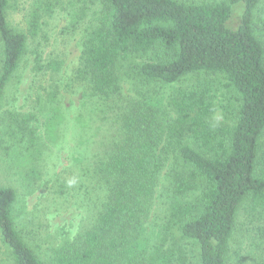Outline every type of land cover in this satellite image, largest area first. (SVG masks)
<instances>
[{
  "label": "trees",
  "instance_id": "trees-1",
  "mask_svg": "<svg viewBox=\"0 0 264 264\" xmlns=\"http://www.w3.org/2000/svg\"><path fill=\"white\" fill-rule=\"evenodd\" d=\"M98 1L99 9L93 12L96 25L85 37L77 76L86 83L111 135L89 163L80 167L82 179L89 183L85 188L95 192V202L90 200L94 221L82 233L52 247V262L185 264L180 243L189 241L198 246L201 264H228L243 202L250 197L254 209L264 213V149L260 143L264 133V45L253 27L262 0L201 4ZM16 3L0 0V103L28 45L27 34L9 22L8 11ZM234 6L243 8L237 28L229 26ZM84 13L81 9V15ZM32 16L29 27L35 34L40 16ZM145 56L151 61L134 62ZM122 67L139 81L163 85L196 74L224 76L240 98L235 125H219L213 119L215 108L205 84L180 90L167 106L143 94L123 103V96L118 95ZM58 111L54 124L62 118ZM8 117L1 148L18 162L22 160L17 166L24 169L19 172L33 185L40 177L37 166L42 157L34 117L18 113ZM53 129V125L47 126L49 138L54 140ZM20 153L24 156L19 157ZM173 155L194 170L173 176L176 199L169 223L176 232L172 247L166 248V239L150 246L146 233L155 189ZM198 178L203 182L200 195L195 201L181 202L196 187ZM17 200L16 189L0 183V240L5 253L12 264H47L36 252L40 249L36 233L27 226L18 229L13 215ZM256 252L252 264H264V242Z\"/></svg>",
  "mask_w": 264,
  "mask_h": 264
},
{
  "label": "rangeland",
  "instance_id": "rangeland-1",
  "mask_svg": "<svg viewBox=\"0 0 264 264\" xmlns=\"http://www.w3.org/2000/svg\"><path fill=\"white\" fill-rule=\"evenodd\" d=\"M84 1L48 0L49 4L46 0H17L8 11L10 25L27 34L28 45L0 103V183L16 189L18 200L13 215L18 229L27 226L36 233V241L40 245L36 252L47 264H53L52 247L82 233L94 221V207L90 200L95 202V192L93 188H85V184L89 186V183L82 179L80 167L83 162L89 163L99 152L101 143L111 135V128L106 126L104 115L97 112L101 110L91 100L86 83L77 76L85 37L96 25L93 12L99 9L98 0H87L86 4ZM179 1L189 4L227 2ZM263 5L264 0L254 13L253 27L255 35L264 45ZM81 9L85 10L84 15H81ZM242 11L241 6L233 7L229 21L231 28L240 25ZM33 14L40 16L35 34L30 33L29 27ZM1 56L0 46V63ZM150 61V57L145 56L134 62L144 64ZM128 73L127 67L121 68V91L118 95L123 96V103L143 94L167 106L171 96L180 90L205 84L208 87V100L215 108L213 119L217 124L229 127L236 123L240 98L220 74H196L176 84L163 85L139 81ZM55 110L62 115L58 124L52 121ZM9 113L22 116L31 114L34 117L32 124L39 137L42 157L37 166L40 177L33 185L20 173L24 167L19 168L17 164L22 160L18 162L12 153L8 156L1 148L5 146L2 141ZM110 118H114V115ZM50 125L54 128L51 132L55 135L54 140L53 137L49 138L47 131ZM189 143L196 146L190 139ZM260 143L263 151L264 133ZM18 156L24 155L20 153ZM193 170L178 155L171 156L167 162L155 189L147 225L146 239L150 246L166 239V248L172 247L175 229H170L169 215L176 199L172 192L173 176L190 174ZM256 176H260L259 168ZM194 183L196 187L186 197L180 198L181 202L195 201L200 195L203 182L198 178ZM263 237L264 213L261 209L255 210L248 197L238 211L228 264H252L257 260V246L264 242ZM180 245L183 247L185 264H201L197 245L189 241H182ZM0 264H12L1 240Z\"/></svg>",
  "mask_w": 264,
  "mask_h": 264
}]
</instances>
